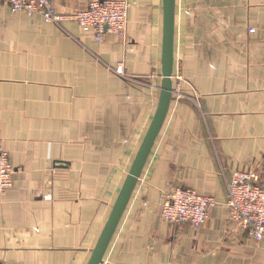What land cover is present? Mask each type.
I'll return each mask as SVG.
<instances>
[{
    "label": "crops",
    "instance_id": "obj_1",
    "mask_svg": "<svg viewBox=\"0 0 264 264\" xmlns=\"http://www.w3.org/2000/svg\"><path fill=\"white\" fill-rule=\"evenodd\" d=\"M130 4L122 36L95 41L0 1V264H87L154 117L164 0ZM61 17L84 0H52ZM164 122L101 264H264L228 217L236 171L264 185V0H175ZM122 68L125 76L116 74ZM219 204L199 228L168 223L176 188Z\"/></svg>",
    "mask_w": 264,
    "mask_h": 264
},
{
    "label": "built area",
    "instance_id": "obj_2",
    "mask_svg": "<svg viewBox=\"0 0 264 264\" xmlns=\"http://www.w3.org/2000/svg\"><path fill=\"white\" fill-rule=\"evenodd\" d=\"M0 1L11 12L39 15L46 24L72 21L83 30H91L98 42L106 35L124 34L130 8L125 0H84L86 8L83 11L63 18L57 15L52 0ZM115 72L121 77L125 76L122 68H117ZM12 175L13 168L0 140V199L12 184ZM218 204L211 197L179 187L170 192L162 203V217L168 223H188L199 228ZM224 205L231 222L236 223L252 241L264 244V185L259 183L258 175L253 172H234L227 185Z\"/></svg>",
    "mask_w": 264,
    "mask_h": 264
},
{
    "label": "water",
    "instance_id": "obj_3",
    "mask_svg": "<svg viewBox=\"0 0 264 264\" xmlns=\"http://www.w3.org/2000/svg\"><path fill=\"white\" fill-rule=\"evenodd\" d=\"M174 6L175 0L163 1V38L161 55V84L158 105L150 126L144 136L140 148L134 158L131 169L115 200L111 213L100 234L95 248L87 264H101L104 253L118 225L121 215L128 203L131 193L137 183L142 168L148 158L153 143L166 117L168 107L174 91L172 85L173 74V46H174Z\"/></svg>",
    "mask_w": 264,
    "mask_h": 264
}]
</instances>
